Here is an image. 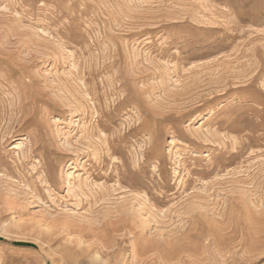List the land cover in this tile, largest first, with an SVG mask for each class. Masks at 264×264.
Returning <instances> with one entry per match:
<instances>
[{
    "label": "rangeland",
    "instance_id": "374dc122",
    "mask_svg": "<svg viewBox=\"0 0 264 264\" xmlns=\"http://www.w3.org/2000/svg\"><path fill=\"white\" fill-rule=\"evenodd\" d=\"M0 264H264V0H0Z\"/></svg>",
    "mask_w": 264,
    "mask_h": 264
}]
</instances>
